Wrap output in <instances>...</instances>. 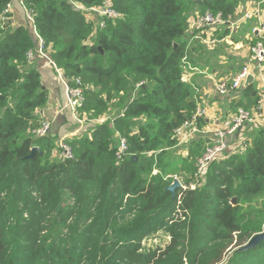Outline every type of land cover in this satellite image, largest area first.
I'll use <instances>...</instances> for the list:
<instances>
[{
    "label": "trees",
    "instance_id": "obj_1",
    "mask_svg": "<svg viewBox=\"0 0 264 264\" xmlns=\"http://www.w3.org/2000/svg\"><path fill=\"white\" fill-rule=\"evenodd\" d=\"M12 1L0 0V264H264V243L240 251L264 227V128L201 177L211 142L194 143L182 162L168 154L197 110L182 81L191 20L209 12L227 21L238 2L111 0L119 17L99 28L76 5L104 0H20L56 70L71 87L86 84L79 117L123 115L66 138L65 160L55 137L33 136L47 93L27 61L36 41L7 24L10 14L1 21ZM259 98L248 87L230 115L255 114ZM173 169L193 184L166 191Z\"/></svg>",
    "mask_w": 264,
    "mask_h": 264
},
{
    "label": "crops",
    "instance_id": "obj_2",
    "mask_svg": "<svg viewBox=\"0 0 264 264\" xmlns=\"http://www.w3.org/2000/svg\"><path fill=\"white\" fill-rule=\"evenodd\" d=\"M238 3L234 16L229 18L228 24L220 25L216 28L198 27L196 14L189 25L186 39L188 40L189 55L184 60L182 81L190 88L194 89L197 109L205 110V117L198 118L193 124L197 133L196 140L208 143L213 141L214 130L222 128L225 118L234 112V105L244 100V90L252 87L259 98L264 91V64L258 66L250 61L249 47L256 39V29L259 22L256 19L241 21L242 15L252 10L251 3L260 4V20L264 22V0H236ZM198 10L194 8V13ZM86 17L95 22L98 16L89 11H83ZM10 24L13 28L23 27L29 31L32 38L38 42L35 25L27 17V11L22 6L20 0H13L10 9ZM49 58H36L33 66L39 74L42 88L47 93V101L44 109L37 113L38 120H45L51 123V132L54 137H64L66 135L76 136L80 134H90L91 129L80 126L82 120H76L73 113L62 109L66 103V83L61 78L60 72L49 64ZM243 67H247L252 83L245 88V82L233 94L222 96L216 92V87L220 82L230 81ZM188 72L187 75L185 72ZM102 119L91 121L98 123ZM74 123L79 124L77 127ZM258 123V128H264V116ZM256 129V128H255ZM249 125L244 132H238L226 138L229 147H236L241 137L247 138V134L252 131ZM82 130V131H81ZM89 131V132H88Z\"/></svg>",
    "mask_w": 264,
    "mask_h": 264
},
{
    "label": "built area",
    "instance_id": "obj_3",
    "mask_svg": "<svg viewBox=\"0 0 264 264\" xmlns=\"http://www.w3.org/2000/svg\"><path fill=\"white\" fill-rule=\"evenodd\" d=\"M71 4L74 5L72 0ZM260 4L262 3H251L250 11L245 12L240 18L241 21H248L252 19H256L259 22V25L256 29V39L249 47V55L250 61L257 64L258 66L264 64V22L260 20ZM75 6V5H74ZM76 8L81 11L89 10L95 13L99 18L98 26L99 28L105 27V22L111 19H115L119 17L117 13H115L111 9V0H104L103 7L101 9H84L76 5ZM11 4L7 5L6 9L3 11L2 22H6V17L10 13ZM28 19L33 22V17L30 13L27 12ZM197 26L200 28H216L223 24H228L229 21L223 20L220 14H212L206 13L204 16H200L196 19ZM35 25V24H34ZM46 57L43 52V42L39 38L36 47L31 50L27 54V61L29 63H33L36 58ZM49 64L55 68L53 62L49 60ZM56 69V68H55ZM58 71V70H57ZM59 72V71H58ZM250 72L247 67H243L230 81L220 82L216 87V92L219 95L227 96L236 92L242 84L245 82L246 78L249 76ZM66 83V82H65ZM66 94H67V103L65 108L73 107V109H80L84 104L82 102L83 96V88L80 85L79 81L76 80L74 86H69L67 84ZM257 113L253 114L243 109H238L234 114L229 115L223 121L222 128H217L214 130L213 136L214 139L211 145H208L198 161L196 176L201 177L205 174L207 168L221 155L224 154L225 151H235L237 149L244 150L247 146L246 138L241 137L239 144L236 147H229L226 143V138L238 132H244L245 129L254 124L256 120H260L264 116V91L260 95V98L257 103ZM205 117V110L203 108H198L196 110L195 116L192 121L189 123L183 124L180 128L175 130L174 135L178 139L179 143L187 140L190 136H193L197 133L196 128H194L193 124L196 122L198 118ZM43 128V129H42ZM49 129V124L44 125L37 132L38 137H45L47 131ZM70 137V136H69ZM65 139L59 141L58 148L61 154V157L65 160L72 158V152L69 146L65 143ZM127 149L126 143L124 140L120 141L119 144V158H123L125 156V151ZM155 173V172H154ZM180 187H182L180 185Z\"/></svg>",
    "mask_w": 264,
    "mask_h": 264
},
{
    "label": "rangeland",
    "instance_id": "obj_4",
    "mask_svg": "<svg viewBox=\"0 0 264 264\" xmlns=\"http://www.w3.org/2000/svg\"><path fill=\"white\" fill-rule=\"evenodd\" d=\"M97 25V22H95V26ZM97 28V27H96ZM33 64V63H32ZM60 72V71H59ZM183 73H184V71H183ZM186 73V75H187V71L185 72ZM60 75H61V78L63 79L62 81L65 83H67V79H65V77L63 76V74L60 72ZM76 80H78L79 81V83H80V85L82 86V88H83V85L85 86L86 84L83 82V81H81L80 79H76ZM76 80H74V83H75V81ZM68 84V83H67ZM67 97V96H66ZM133 97V96H132ZM84 101V96H82V102ZM66 103H67V99H66ZM66 103L63 105V107H62V109H64V110H66V111H69L70 113H73V115L75 116V118H76V120H82V121H80L81 122V124H80V126H82L83 127V130L86 128H88L89 127V125H92L93 126V128L94 127H96L97 125H100V124H102V123H104L106 120L108 121H111V120H113V118H114V116H116V115H119V112H120V110L117 108V110H114L113 111V113L112 114H106V118H104V119H102L103 121H100V122H96V123H93V122H91V121H93V120H91V121H89L90 119H87L88 117L86 116V115H84L83 117H79V115L77 114V111H76V109H73V107H67V108H65V105H66ZM257 109V108H256ZM257 111V110H256ZM255 111V114L257 113ZM120 116V115H119ZM120 117H123V115H121ZM151 122V121H150ZM47 124H49V129H48V131H47V134L45 135V137H54L53 136V134H52V132H51V123L49 122V121H45V120H40V123H39V126H38V128H36V130H35V133H33V136L34 137H36V138H38V136H37V132L41 129V127L42 126H44V125H47ZM136 124H140V125H142V126H146L147 124H148V121H146L145 119H143V118H139V119H137L136 120ZM74 125L77 127V125L79 126V124H77V123H74ZM84 126H85V128H84ZM92 126H91V128H92ZM260 126V124L258 123V120H256L255 121V123L254 124H251V129L253 128V130L256 128H258ZM90 127L88 128V129H91ZM43 129V128H42ZM255 129V130H256ZM82 131V130H81ZM89 132V131H88ZM252 132H254V131H252ZM252 132H250L249 134H247V136L248 135H251L252 134ZM69 136H76V134H74V135H69ZM69 136H67L66 137V135L64 136V137H55L56 138V141L59 143V141L60 140H62L63 138H68ZM89 136H90V134H89ZM198 140H196L195 139V135H193V136H190L187 140H185V141H183V142H181V143H179V141H178V143H177V145L175 146V147H173L172 149H170L169 151H168V154H169V157L170 158H173V159H175L176 161H184L185 160V158H187V155H188V152H189V148H191L192 147V145L194 144V143H196ZM209 145H211V143L209 144ZM178 161V162H179ZM199 161V160H198ZM175 170L173 169V170H171V172H169L167 175H166V180H168L169 181V186H171L172 184H173V182L176 180V181H178L179 182V184L183 187L184 186V184H185V181H188V182H190L191 183V185L193 184V181H194V178L193 179H191V177H188V176H179L178 174H175ZM150 175V173L149 172H146L145 174H144V176L145 177H148ZM193 177H195V175L193 176ZM197 179V178H196ZM168 186V187H169ZM154 244H159V240H156V241H152Z\"/></svg>",
    "mask_w": 264,
    "mask_h": 264
},
{
    "label": "water",
    "instance_id": "obj_5",
    "mask_svg": "<svg viewBox=\"0 0 264 264\" xmlns=\"http://www.w3.org/2000/svg\"><path fill=\"white\" fill-rule=\"evenodd\" d=\"M196 4H199L201 2V0H196L195 1ZM7 24H10V21H7ZM253 81V76L249 75L246 80H245V88H247ZM36 152H39L37 148H33L31 151V155L29 157H32ZM131 161L132 162H136L137 161V157L136 156H131ZM180 184L178 181H174L173 184L171 186H169L168 188H166V191H169L171 193L174 192V190L176 188H179ZM232 205L235 204V199L232 200L231 202ZM264 243V227L262 229V231L255 235L253 238H251V240L248 242V244L246 246H244L242 249H240V251H249L253 248H255L256 246L260 245Z\"/></svg>",
    "mask_w": 264,
    "mask_h": 264
}]
</instances>
